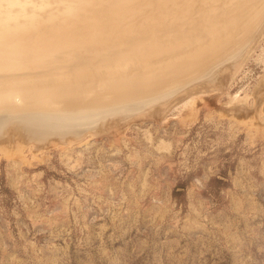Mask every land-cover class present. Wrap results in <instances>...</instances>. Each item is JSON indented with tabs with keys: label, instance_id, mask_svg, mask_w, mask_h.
<instances>
[{
	"label": "rangeland",
	"instance_id": "obj_1",
	"mask_svg": "<svg viewBox=\"0 0 264 264\" xmlns=\"http://www.w3.org/2000/svg\"><path fill=\"white\" fill-rule=\"evenodd\" d=\"M256 41L235 76L224 62L228 84L213 69L224 88L203 89V71V85L169 88L201 91L171 94L166 111L157 100L161 114L148 103L154 116L101 117L102 134L3 142L0 264H264L263 32Z\"/></svg>",
	"mask_w": 264,
	"mask_h": 264
},
{
	"label": "bare ground",
	"instance_id": "obj_2",
	"mask_svg": "<svg viewBox=\"0 0 264 264\" xmlns=\"http://www.w3.org/2000/svg\"><path fill=\"white\" fill-rule=\"evenodd\" d=\"M263 22L264 0H0V145L19 136L28 143L69 134L73 140L87 125L97 130L95 122L109 112L121 118L138 107V115L126 116H148L153 111L145 107L161 97L169 99L160 105L166 111L181 91L185 97L201 91L208 77L212 85L203 89L224 88L254 51ZM228 60L233 75L231 66L223 70ZM214 68L222 69L221 78L214 70L220 83L224 72L230 75L223 76L227 84L216 76L218 84L211 82ZM203 71L209 74L199 82ZM194 77L199 84L188 82V91L169 90ZM155 105L161 114L163 106ZM116 117L106 119L113 124Z\"/></svg>",
	"mask_w": 264,
	"mask_h": 264
}]
</instances>
